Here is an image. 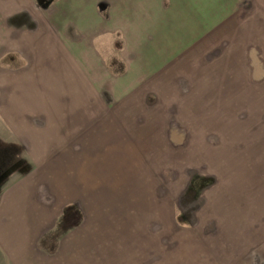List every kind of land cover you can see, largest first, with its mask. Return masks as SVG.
<instances>
[{
    "label": "crops",
    "instance_id": "obj_1",
    "mask_svg": "<svg viewBox=\"0 0 264 264\" xmlns=\"http://www.w3.org/2000/svg\"><path fill=\"white\" fill-rule=\"evenodd\" d=\"M258 1L0 0V162L28 163L0 170V264H136L145 229L132 225L146 224V191L136 172L112 173L125 162L114 130L128 129L119 147L140 161L144 143L131 142L136 126L124 118L144 111L142 93H155L160 118L164 99L188 93L185 111L199 113L190 120L201 127L226 97L251 96L238 84L249 82L247 48L258 44L241 23ZM211 67L230 82L222 91ZM159 126H139L156 130L155 155ZM261 140L251 153L264 154ZM67 207L82 214L69 230L60 224Z\"/></svg>",
    "mask_w": 264,
    "mask_h": 264
},
{
    "label": "rangeland",
    "instance_id": "obj_2",
    "mask_svg": "<svg viewBox=\"0 0 264 264\" xmlns=\"http://www.w3.org/2000/svg\"><path fill=\"white\" fill-rule=\"evenodd\" d=\"M256 6L255 18H244L241 24L249 23L252 42L262 47L264 0ZM257 46L247 48L249 82L237 83L242 93H250L251 88L252 95L241 94L234 103L226 97V105L204 115L210 120L200 119L204 127L194 120L199 113L189 115L185 111L182 95L188 93H173L172 98L164 99L161 118L154 112L155 93H142L144 111L124 118L131 127L136 126L129 131L131 142L138 139L137 144L144 143L139 146L140 161L134 152L126 157L119 147L124 144L123 137L128 138V129L122 137L118 133L123 134V129L114 130L116 155L125 162H114L112 173L116 172L117 180H123L128 173L134 176L136 172L146 191V224L132 225L134 229H145V236L140 234L141 254L133 260L136 264H264V154L251 153V142L264 138V50ZM214 52L212 49V55ZM211 71L214 73L215 67ZM212 78L210 85L221 91L230 84L215 73ZM247 103L252 104L251 108ZM145 120L152 127L160 124L162 145L156 144V148L162 150L157 155L151 145L156 130L139 127ZM219 159L226 161L225 168L220 167L223 162ZM27 164L0 162L1 176L15 169L25 171ZM1 176L0 187L8 180ZM81 216L80 210L67 207L61 215L60 228L71 229ZM219 220L225 223L220 225ZM252 236L255 242L250 244L247 241ZM134 250L132 245V253Z\"/></svg>",
    "mask_w": 264,
    "mask_h": 264
}]
</instances>
